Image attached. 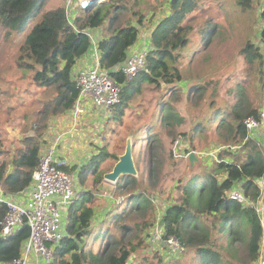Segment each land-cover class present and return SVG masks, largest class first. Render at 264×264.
<instances>
[{"label": "trees", "instance_id": "obj_1", "mask_svg": "<svg viewBox=\"0 0 264 264\" xmlns=\"http://www.w3.org/2000/svg\"><path fill=\"white\" fill-rule=\"evenodd\" d=\"M44 1L0 0V31L5 32L6 37L21 31L24 20L29 15L33 16L34 23L17 51L16 67L20 71H29V84L37 90L51 91L50 95H53L44 103L39 114L50 121L71 111L78 96L71 71L90 49L89 38L83 31L100 29L103 33L98 44L100 65L122 86L121 102L111 110L116 125H121L124 112L135 96H140L147 89L163 91L155 110L158 115L154 113L145 125L149 134L146 146L151 150L147 166L150 169L152 164L149 174L155 177L153 165L162 147L160 130L166 129L163 135L170 137L174 124L184 118L173 102L166 99V95L175 94L177 89L174 85L184 80L181 66L190 49L197 47L198 43H201L200 46L209 45L218 26L211 20L198 22L195 14L204 10L203 7L199 9L200 0H168V16L150 34L151 50L145 70L126 82L125 76L115 69L126 60L128 50L138 39L144 22L142 14L131 11L129 19L122 21L123 13L132 8L127 7L126 0H108L96 4L88 12L81 11L74 22V30L68 24L61 5L40 12ZM254 1L237 0V4L249 11ZM258 17L262 24L259 39L264 43V0ZM132 19H136L138 28L131 27ZM106 31L109 32L107 35ZM197 52L198 49L191 55ZM240 55L246 65L257 67L263 95L264 56L259 47L249 41ZM0 80V114L9 115L14 109L4 106L15 90L10 83ZM163 84L165 89H162ZM203 89V86L192 85L187 93ZM241 94V102L232 106L229 112L218 110L214 120L209 118L206 124L195 122L192 130L193 133L202 132L209 124L219 120V126H215L214 130L217 134L220 130L225 131L227 136L221 134L219 137L232 146L224 148V151L239 148L243 156L232 155V160L225 161L220 152L219 161L213 164L209 173L201 176V183L196 181L199 176H195V179L177 186L179 196L162 216L165 237H174L184 251L194 254L198 264H254L259 255L263 236L259 214L255 208H245L225 198V193L240 181L244 182L245 195L251 201L257 202L262 196L257 181L264 179V146L250 136L244 121L251 117L261 124L264 109L262 112V109L250 107L246 95ZM42 129H46L45 125ZM42 129L25 139V148L17 154L5 149L0 136V187L6 192L19 194L29 188L32 173L38 165L42 146L39 141L44 136ZM99 154V158L91 166L83 167L78 175L80 186H86L88 178L90 184L84 187L88 190L76 196L68 209L65 236L55 246L53 260L49 264H131L132 255L146 244L148 231L156 222V207L148 196L151 183L145 186L143 176L140 179L121 177L114 188L115 196L125 195L126 198L115 205V213L109 211L102 219L97 211L98 192L103 175L111 170L105 169L106 163L116 161L117 157L107 145ZM170 154L175 162L181 160L173 155V143ZM67 170L70 171L69 168ZM6 213V206L0 204V223ZM109 222L111 226H108ZM28 237L29 229L23 226L7 239H0V263L10 264L18 259ZM96 242L97 247L94 246Z\"/></svg>", "mask_w": 264, "mask_h": 264}, {"label": "rangeland", "instance_id": "obj_2", "mask_svg": "<svg viewBox=\"0 0 264 264\" xmlns=\"http://www.w3.org/2000/svg\"><path fill=\"white\" fill-rule=\"evenodd\" d=\"M107 1L105 0L103 2ZM126 1L127 7L132 9H127V12L123 13L122 21H125L127 18L129 19L131 11H137L142 14V18L146 23L149 20L152 21L154 18V15L151 18H147V15L149 13H155L157 15L154 20L157 21L162 17L161 15H164V10L166 11L164 6L168 8V0ZM261 2L262 0H255L252 9L246 11L238 6L237 0H200L199 9L203 7L204 10L195 14L198 22L211 20L218 26V29L214 36L211 37L209 45L206 46L204 44L200 46L201 43H198L197 47L190 49L186 60L182 62L181 66L184 73V80L174 85L177 89V91H174L175 94L171 92L166 95V99H170L173 102L177 112L179 111L180 115L184 118L182 122L174 124L170 137L163 135L166 129L162 128L160 130L159 139L162 147L159 148L158 160L153 165V169L155 170L153 175L155 177L149 174L152 169V164L150 169L147 166L148 156L151 150L146 146V140L149 134L147 132L148 127L145 128V125L154 113L158 115L155 110L159 103L158 98L160 95H163V91L158 92L147 89L140 96H135L124 112L121 125H116V121L113 119L111 121L110 119L111 124L108 122L105 126L106 128L104 127L105 129L103 128L102 130L103 132L101 134L103 137L107 141L110 139L108 150L113 155H116V157L123 153L127 139H131L134 164L138 172L135 178L139 177L140 179L143 176V184L145 186L147 183H151V187L148 189V196L151 201L155 199L159 200L157 202L159 209L166 208L164 206L170 205V203L176 200L175 198H178L177 186L179 184H186L188 181L195 179V176L200 177L196 181L201 183L200 181H203V177L201 176H204L212 170L213 164L220 159L218 157L220 152L222 159L225 161L232 160L234 157L232 155L236 157L243 156L239 148L233 147L229 151H224V148H231L232 146L224 143L225 140L219 137L221 134L227 136L225 131L220 130L218 132L219 134L215 132L214 129L215 126H219V120H215L214 123L209 124L208 128H205L202 132L193 133L192 129L195 122H203L206 124L209 118L214 120V114L218 110L220 112H229L232 106L241 102L243 97L241 92L246 95V102L250 107L257 110L262 109L261 111L263 112L264 93L263 95L261 93V78L258 69L256 66L246 65L240 55L241 49L250 41L259 47L264 56V43L259 39V32L262 27L258 17ZM62 4H64L63 0H58L57 5H61L64 8ZM53 7H55V3H51V0H45L40 7V12ZM32 18L33 16L29 15L24 20V26H22L21 31L13 34L10 33V35L15 36L16 41L21 39L23 42V39L34 23V19ZM132 20L136 21V19ZM1 38L3 40L0 41V68H2L1 63L3 59L7 60L6 56L9 55L7 37L3 31H0ZM193 49H198V52L191 55L192 51H194ZM21 72L20 82L22 91H20L19 96L13 94L4 106L11 107L14 110L9 115L7 113L3 116L0 114V136L4 142L5 149H9L12 154H17L18 151L23 150L25 148V139L35 135L39 129H42L43 125L46 128L42 129L44 130V135L46 132H52L55 128V124L52 125L48 119L39 114V110L45 105L44 103L51 97L53 98V95H50L52 94L51 91L30 88L32 85L29 84L31 83L29 71ZM9 81H11V77ZM11 82H14V80ZM192 85L196 87L200 85L204 89L188 94L187 90ZM165 88L166 86L163 84L162 89ZM111 127L115 129L116 133L110 131ZM256 131L252 137L256 138L259 145L264 146V121ZM43 139L44 136L39 142L41 145L46 146V142ZM177 139L180 140L182 146L181 160L179 162H175L170 154L171 145L172 143L174 145ZM191 152L196 155L197 159L193 166L190 165L187 159L188 154ZM201 152H212L214 156H202L199 154ZM116 162L117 160L108 161L105 169H112ZM75 167H70V171L68 172L72 173ZM219 179L221 180V178ZM77 182L79 183L78 180ZM257 184L262 192V196L254 203H258L260 207L261 204L264 205V179L257 181ZM115 185L110 183L102 185L98 192V195H100V197H97L99 200V209H104H102L103 212L98 210V213L100 215L102 214V219L107 215V212L112 211V213H115L116 211L114 207L117 204L110 203L109 201L112 202L111 199L123 198L124 201L126 198L125 195L115 196ZM108 226H111V222H109ZM109 228L113 230L111 227ZM94 246L97 247L98 242ZM164 254V250L157 248V246L151 244L147 239L146 244L132 255L129 263L198 264L195 261L194 254L188 251L183 250L179 258L167 262L164 260Z\"/></svg>", "mask_w": 264, "mask_h": 264}, {"label": "built area", "instance_id": "obj_3", "mask_svg": "<svg viewBox=\"0 0 264 264\" xmlns=\"http://www.w3.org/2000/svg\"><path fill=\"white\" fill-rule=\"evenodd\" d=\"M93 1L65 0V17L74 30L76 29L74 27L76 18L82 9ZM92 31H83L90 41V49L85 56L91 57V63L81 69L73 80L78 90V96L70 111L74 129L78 120L84 115L85 103L90 102L99 109L111 111L121 102L122 86L117 84L108 71L101 67L98 44L102 39L99 35L93 34ZM150 50L148 41L141 47L130 51L127 53L126 60L115 71L124 75L126 82L132 81L138 73L145 70ZM244 124L250 136L255 135L256 130L260 128L259 122L252 118L246 119ZM60 140V137L56 138L52 147L41 146L38 165L32 173L31 183L27 190L19 194H10L0 187V204L7 208V213L0 223V239H7L23 226L29 229V237L22 246L20 257L10 264H28L30 254L40 258L42 264L51 263L55 246L65 236L66 215L76 199V177L68 172L67 162L57 157ZM181 148L180 140L177 139L173 145V155L177 159L181 157ZM199 154L206 157L214 156L212 152ZM225 198L242 207L255 208L259 214L263 236L259 255L254 264H264V205L261 204L259 207L258 203L255 204L246 197L243 181L234 183L232 188L225 193ZM111 200L120 204L123 198ZM157 202L159 200L155 199L153 204L159 212H162V217L167 209H159ZM161 217L156 218L154 226L149 230L148 240L157 248L165 251L164 260L167 262L179 258L183 248L174 237H165L163 226L159 227Z\"/></svg>", "mask_w": 264, "mask_h": 264}, {"label": "crops", "instance_id": "obj_4", "mask_svg": "<svg viewBox=\"0 0 264 264\" xmlns=\"http://www.w3.org/2000/svg\"><path fill=\"white\" fill-rule=\"evenodd\" d=\"M63 2L65 4V0H63ZM51 3H55L56 6L57 0H51ZM64 4L62 5L64 6ZM164 9H166V11L164 10V15H161L162 17L159 18V20L157 21L154 20L157 14L149 13L147 15V18H151L153 15L154 18L152 21L149 20L150 24L149 22L146 23V21L142 23L138 39L136 43L132 47H130L128 53L134 49L141 47V45L148 43L150 34L153 31V29L162 19L167 17L169 14V9L167 7L165 8V6ZM92 33L99 35L101 39L103 38V33L100 29L93 30ZM108 33L109 32L106 31L105 35H107ZM1 40H3V38H1L0 41ZM7 43L9 46V55L6 56L7 60L3 59L1 63L2 68H0V79L12 85L13 89L15 90L14 94H20L21 93L20 91H22L21 82H20L22 72L16 67V55L18 48L22 44V41L21 39L16 41L14 35H9L7 37ZM89 63H91V57L89 55L82 57L75 64V66L71 71L72 80H74L77 73L81 69L87 67ZM10 77H11V81L14 80V82L9 81ZM0 85H1V80H0ZM31 87L35 88L34 85L30 86V88ZM110 112L111 111H105L103 109H99L93 106L90 102H87L84 105V115L81 116V118L78 120V124L76 125L75 129L73 127V119L71 112L64 113L59 117H55L50 120L52 125L55 124V128L52 130V132L45 133L43 139V141L46 142L45 147H52L56 138L60 137L61 140L57 150V157L65 160L69 168L76 166L72 171V174L75 175L76 177V184H75L76 196L79 195V193L83 192L84 190H88V188H84V187H89L90 184V178L86 180V186L84 187L80 186V184L77 182L78 175L81 169L86 166H91L93 162L99 158L98 156L100 155L99 154L100 150L106 145L108 146V144L110 143L109 141L110 139L107 141L101 134L103 132L102 131L103 128L107 125V123L108 122L110 123L109 120L111 119V121H113L112 120L113 115L112 113L110 115ZM110 131L116 133L115 129L114 128L112 129V127ZM105 184L107 183L103 181L102 185ZM102 185L100 186L99 189H101ZM98 197H100V195H98ZM110 203L113 204V201L112 202L110 201ZM170 205H166L164 207H166L167 209ZM102 209H99L100 212H103L104 209L103 210ZM161 214L162 212H159L156 209V218L158 216L161 217ZM28 264H42V261L34 254H30Z\"/></svg>", "mask_w": 264, "mask_h": 264}, {"label": "water", "instance_id": "obj_5", "mask_svg": "<svg viewBox=\"0 0 264 264\" xmlns=\"http://www.w3.org/2000/svg\"><path fill=\"white\" fill-rule=\"evenodd\" d=\"M105 0H94L93 2H89L87 7L83 8L82 11L88 12L90 11L96 4L103 2ZM131 27L138 28V23L135 20L131 21ZM75 134V132H74ZM191 166H193L194 162L197 161L196 155L191 152L187 157ZM137 169L134 164L133 158V145L131 139H127L124 151L121 155L117 156V162L114 164L113 168L110 172H107L103 175V181L110 184H116L117 181L121 177H137ZM164 224V219L159 221V227H162ZM163 246L164 243L162 244Z\"/></svg>", "mask_w": 264, "mask_h": 264}]
</instances>
